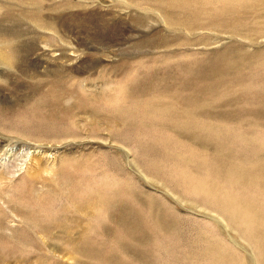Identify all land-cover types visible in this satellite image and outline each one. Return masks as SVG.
Returning <instances> with one entry per match:
<instances>
[{"label": "rangeland", "instance_id": "obj_1", "mask_svg": "<svg viewBox=\"0 0 264 264\" xmlns=\"http://www.w3.org/2000/svg\"><path fill=\"white\" fill-rule=\"evenodd\" d=\"M159 1L0 0V264H264V0Z\"/></svg>", "mask_w": 264, "mask_h": 264}, {"label": "bare ground", "instance_id": "obj_2", "mask_svg": "<svg viewBox=\"0 0 264 264\" xmlns=\"http://www.w3.org/2000/svg\"><path fill=\"white\" fill-rule=\"evenodd\" d=\"M172 2H170V1H164V0H161V1H159L161 4H163V6L164 7H166L167 8V10H169L170 8H176V9H178V8H183V10H186V9H194V7L196 8V6H198V5H200L201 4V0H171ZM210 0H204L202 3H205V2H209ZM201 7V6H200ZM197 9V8H196ZM199 9V8H198ZM225 9V8H224ZM182 10V11H183ZM233 10V9H232ZM160 11H161V16H162V18H164L165 20H167L166 18H168V13L167 12H164V13H162V9H160ZM159 11V12H160ZM188 11H190V10H188ZM191 11H193V10H191ZM190 11V12H191ZM198 11V10H197ZM236 11V10H235ZM168 21V20H167ZM169 22V21H168ZM13 173H15V172H13ZM8 203V202H7ZM12 204V203H11ZM15 205V204H14ZM8 206V205H7ZM6 207V206H5ZM8 207H11V206H8ZM17 207V206H16ZM12 208H13V205H12ZM15 208V207H14ZM16 209V208H15ZM14 209V210H15ZM8 210H9V208H8ZM11 210V209H10ZM91 210V209H90ZM12 212H13V209H12ZM16 212H14V214H15ZM93 214V213H92ZM19 215V214H18ZM10 218V217H9ZM18 219H20V218H18ZM10 220V219H9ZM14 220V219H13ZM10 221H12V220H10ZM12 223V222H11ZM7 224V223H6ZM10 224V223H9Z\"/></svg>", "mask_w": 264, "mask_h": 264}]
</instances>
